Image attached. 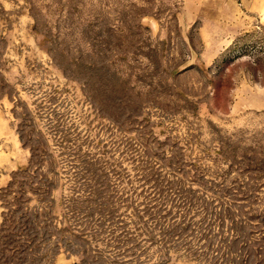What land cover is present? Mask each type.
I'll list each match as a JSON object with an SVG mask.
<instances>
[{"label": "rangeland", "instance_id": "rangeland-1", "mask_svg": "<svg viewBox=\"0 0 264 264\" xmlns=\"http://www.w3.org/2000/svg\"><path fill=\"white\" fill-rule=\"evenodd\" d=\"M0 116V264H264V0H0Z\"/></svg>", "mask_w": 264, "mask_h": 264}, {"label": "crops", "instance_id": "crops-1", "mask_svg": "<svg viewBox=\"0 0 264 264\" xmlns=\"http://www.w3.org/2000/svg\"><path fill=\"white\" fill-rule=\"evenodd\" d=\"M16 138L14 131L10 129L8 121H5L0 116V141H2L4 147H0V169L2 170H13L16 168ZM5 142V143H4ZM11 142V146H10ZM6 144V145H5ZM6 182L4 174H0V186Z\"/></svg>", "mask_w": 264, "mask_h": 264}, {"label": "trees", "instance_id": "trees-1", "mask_svg": "<svg viewBox=\"0 0 264 264\" xmlns=\"http://www.w3.org/2000/svg\"><path fill=\"white\" fill-rule=\"evenodd\" d=\"M13 185H14V180H11L8 185L1 191L0 193V198L2 199V195H9L11 194V192H13L12 188H13ZM4 222V221H3ZM3 222H1L0 224V231H1V228H2V225H3ZM30 249V248H29ZM26 251V250H24ZM32 250L30 249L28 253H31Z\"/></svg>", "mask_w": 264, "mask_h": 264}]
</instances>
